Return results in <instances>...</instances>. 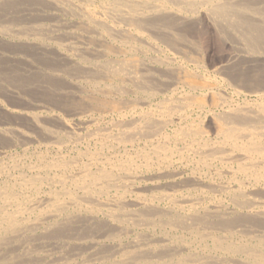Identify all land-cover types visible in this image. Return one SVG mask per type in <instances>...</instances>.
<instances>
[{"label": "bare ground", "instance_id": "6f19581e", "mask_svg": "<svg viewBox=\"0 0 264 264\" xmlns=\"http://www.w3.org/2000/svg\"><path fill=\"white\" fill-rule=\"evenodd\" d=\"M205 36L221 54L213 77L202 74ZM37 61L48 63L51 77L93 85L103 100L91 108L116 119L99 127L82 98L69 103L80 108L70 118L17 102L19 84L38 85ZM2 95L17 101L0 98V264H264V0H0ZM202 113L211 134L192 120ZM88 139L97 151L65 153ZM3 142L55 154L9 171L2 157L11 145ZM138 143L143 151L130 154ZM188 156L196 158L194 175L171 174ZM217 165L227 184H205L199 173ZM153 169L152 187L137 189L141 172ZM185 188L198 196L183 195ZM155 229L191 240L137 234L123 243L131 231ZM207 241L208 252L192 251Z\"/></svg>", "mask_w": 264, "mask_h": 264}, {"label": "rangeland", "instance_id": "374dc122", "mask_svg": "<svg viewBox=\"0 0 264 264\" xmlns=\"http://www.w3.org/2000/svg\"><path fill=\"white\" fill-rule=\"evenodd\" d=\"M193 36H194V39H199V37L198 36H200V35H198V36H196V35H194L193 34ZM204 36V35H203ZM206 40L207 41H209L210 39H208V37H203L202 38V41H201V43L203 44V45H206L207 43H206ZM211 43V42H210ZM203 49H204V52H202V56L203 57H200V59L202 60V62L204 63H202L201 62V64L204 66V68H205V71H204V69H203V71H202V74L203 75H206V76H208V77H213V75H214V70H213V68H214V66H215V64H217V62L219 61V57H220V55L221 54H219V51L217 50V48L215 47V45H213V44H207L206 46H204L203 47ZM203 49H202V51H203ZM208 49V50H207ZM219 54V55H218ZM150 56H151V58H153L154 59V56L151 54V55H148V57H147V59H149L150 58ZM219 56V57H218ZM112 58L113 59H119V57H117V56H112ZM38 62V61H37ZM45 62H43L42 63V61H41V63H37V64H35L34 65V77L33 76H31V81L32 82H34L32 79L34 78V80L36 79V80H38L39 82H36L35 84H37L38 83V87L36 86V87H34V89H33V87H31V88H29V87H26L25 85L26 84H24L23 86L21 85V84H19L21 87H20V89H22L23 91H21L20 89H19V85H12V84H10V85H8L9 87H10V89H13V91L15 90L16 92H17V88L19 89L18 90V92L17 93H19V95H17L16 97V99L18 100H20V103H24V100H25V103L23 104V106H26V107H28L29 105H31V107H32V109L33 108H35V110H38L39 109V107H40V111H43V112H46V113H49V112H52V111H55L56 113H59L62 117H65L66 115H68L67 117H65V118H70V116H71V113L73 112V113H75V114H77L79 111H80V108H78V104H76L77 105V107L75 108V104H74V106H72L71 104H69V103H79L81 100V98L83 99V101L84 102H82V107L84 108V110L85 111H87V112H85V114L87 115V119L88 120H90V119H97L96 118V116L98 117V121H97V123H100V124H98V126L99 127H101V128H103V127H106L105 125L107 124H109V122L110 121H112V120H115L116 119V117H115V115L114 114H104V113H102V112H99L98 111V109H97V107L96 108H91L92 106H94V104L96 105L100 100H103V99H101L100 98V96H101V94L99 95V94H97V93H93L92 91H95V87L92 85H90L88 82H86V81H84V80H77L76 78H74V77H68L67 78V76H57V78L55 77H51V74H49L50 72H52L51 71V69L49 68V65H48V63H46V64H44ZM43 66H41V65ZM213 65V66H212ZM36 66V67H35ZM47 66V67H46ZM159 69H158V68ZM41 68V69H40ZM152 68H153V70L154 71H156V72H158V73H161L162 72V68L160 67V66H158V65H155V64H153L152 65ZM192 68V67H191ZM43 69H44V71H43ZM157 69H158V71H157ZM39 70V71H38ZM208 70V71H207ZM43 71V72H42ZM46 71V72H45ZM160 71V72H159ZM43 73V74H42ZM47 73V74H46ZM38 74V75H37ZM42 74V75H41ZM50 76H49V75ZM210 74V75H209ZM42 77H47V78H49L48 80H47V78H42ZM37 76V77H36ZM49 76V77H48ZM33 77V78H32ZM39 77V78H38ZM52 79H51V78ZM54 78V79H53ZM221 78V77H220ZM47 80V81H46ZM49 80H52V84H55V85H57V86H55V87H53L52 89H51V87L52 86H49V84L47 85L46 84V82H49L50 84H51V82L49 81ZM77 80V81H76ZM42 81V82H41ZM71 81L73 82L72 84H71ZM84 81V82H83ZM56 82V83H55ZM58 83V84H57ZM61 83H62V85L63 86H61ZM41 84V85H40ZM51 84V85H52ZM65 85H67V86H65ZM69 85V86H68ZM79 85H82V86H84V89H81L82 87H80ZM14 86V87H13ZM78 86H79V88H78ZM90 86H91V88H90ZM15 87H17L16 89H14ZM23 87V88H22ZM26 87V89L27 88H29V89H31L30 91H28V92H26L27 90L25 89V92H24V88ZM56 87H57V90H54V89H56ZM75 87H76V89H75ZM89 87V88H88ZM94 87V88H93ZM72 88V89H71ZM101 88V87H100ZM60 89V90H59ZM62 89V90H61ZM64 89V90H63ZM75 89V90H74ZM223 89L225 90L226 89V87L224 86L223 87ZM43 90H47L46 91V93L43 91ZM52 90V91H51ZM70 90V91H69ZM88 90V91H87ZM65 91V92H64ZM66 91H68V92H66ZM71 91H73V92H71ZM75 91V92H74ZM226 91H227V93H228V96L229 97H232L231 99H233L234 98V95H233V91H232V89H226ZM34 92V93H33ZM51 92H52V94H51ZM58 94H57V93ZM60 92V93H59ZM77 92V93H76ZM79 92V93H78ZM84 92V93H83ZM86 92H87V94H86ZM40 93H42V94H40ZM56 93V94H55ZM25 94V95H24ZM32 94H35V95H32ZM38 94V95H37ZM47 94V95H46ZM48 94H50L49 95V97H48ZM75 94V95H74ZM21 95V96H20ZM22 95H24V96H22ZM46 95V97H44V96ZM59 95V96H58ZM74 95V96H73ZM86 95L87 96H89V95H91V96H89V98L91 99V101L88 99V97L87 98H85L86 97ZM3 96V95H2ZM0 97L1 98V100L5 103V104H11V103H16V101L17 100H15V99H12V98H10V97H8V96H3V97ZM32 96V97H31ZM34 96H36V97H34ZM41 96H43V99H41ZM64 96V97H63ZM130 97V99L131 98H133L132 96H131V94H129V95H126V96H124V97H121V98H123V100L125 101H129L130 99H129V97ZM5 97H6V99L7 100H9V102H7V100H5ZM21 97V98H20ZM26 97H28V98H26ZM53 97V98H52ZM63 97V98H62ZM95 97V98H94ZM99 98V99H96V98ZM38 98V99H37ZM60 98V99H59ZM65 98V99H64ZM78 98H80V99H78ZM94 98V99H93ZM197 98L198 99H201V98H203L202 96H200V95H198L197 96ZM29 99H31V100H33V101H31V100H29ZM45 99V100H44ZM51 99V100H50ZM71 99V100H70ZM78 99V100H77ZM88 99V100H87ZM118 99V98H117ZM159 99L160 100H162L161 98H157V99H153V100H151V102H153V103H151V109L152 110H154V111H157V108H158V106H159V103H162V101H160L159 102ZM204 99V98H203ZM13 100H14V102H13ZM19 100L17 101V102H19ZM40 102H39V101ZM69 102H68V101ZM80 100V101H79ZM95 100V101H94ZM157 100V101H156ZM44 101V102H43ZM62 101H67V103L68 104H64L63 103V105H61L60 103H56V102H62ZM89 101V102H88ZM93 101V102H92ZM98 101V102H97ZM234 101H238V99H235L234 98ZM29 102V103H28ZM240 102V101H239ZM27 103V104H26ZM35 104V106H34V104ZM48 103V104H47ZM51 103V104H50ZM56 103V104H55ZM154 103H156V104H154ZM235 104H236V102H234ZM58 104V105H57ZM28 105V106H27ZM84 105V106H83ZM47 106V107H46ZM52 106L54 107L53 109H52ZM67 106H70V107H67ZM87 106V107H86ZM157 106V107H156ZM30 106L28 107V108H31ZM42 107V108H41ZM155 107V108H154ZM38 108V109H37ZM47 110H46V109ZM62 110H61V109ZM69 108L71 109V110H69ZM42 109V110H41ZM49 109V110H48ZM73 109V110H72ZM75 109V110H74ZM150 109V108H149ZM150 109V110H151ZM51 110V111H50ZM92 110V111H91ZM49 111V112H48ZM70 111V112H69ZM62 112V113H61ZM65 112V113H64ZM91 113V114H90ZM100 113H102V114H100ZM65 114V115H64ZM105 115V116H104ZM108 115V116H107ZM206 114L205 113H202V115H201V117L202 118H200V120H199V118L197 119V117H196V115L194 114L193 115V117L194 118H192V120H195V121H197V123H198V121H199V123H203L204 125H202L203 126V128L204 127H206V128H208V129H205V131L206 132H208V133H212V132H210L211 130H212V125H211V119L210 118H208L207 116H205ZM73 116V115H72ZM71 116V117H72ZM101 116V117H100ZM102 116H103V118H102ZM112 116V117H111ZM206 117V119L204 118V117ZM91 117H93V118H91ZM100 117V118H99ZM2 119V120H1ZM5 118H2L1 116H0V120L1 121H3ZM103 119V120H102ZM197 119V120H196ZM49 121V122H48ZM52 121V122H51ZM50 121V119H47V121H46V126H53V124L55 123L53 120H51ZM102 121V122H101ZM107 121V122H106ZM19 121H15V123H18ZM19 123H21V122H19ZM18 123V124H19ZM106 123V124H105ZM197 123L195 124V125H197ZM198 123V124H199ZM185 124H186V122H185ZM205 124H206V126H205ZM210 124V125H209ZM58 126L57 124H54V126ZM168 131L170 132V130L168 129ZM209 134V135H210ZM34 137L36 136H40V135H38V133H35L34 135H33ZM85 142V143H84ZM84 142H82V143H80V144H78L77 145V147H75L74 148V150H70V151H72V152H70L69 153V151H67V152H65L66 154H68L69 155V157H75V156H77V155H80L82 152L84 153H87V152H95V151H97L98 150V148H97V144H95L94 142H95V140H87V141H84ZM86 142H88V143H86ZM7 143H9V145H11V147H10V149H8V151H7V153H6V155H4L3 157H2V160H4L3 161V163L5 164V166L7 167V169L10 167V168H14L16 165L17 166H19L20 165V168H23V169H25V167H27L29 164H34L35 162L37 163L38 161H39V154H41L40 156H42V155H44L45 157H48L49 155V157H52V156H54V152H53V154L51 153V154H48L47 155V153H45V149H44V147L43 146H40V145H37V144H35V145H28V146H26V147H17V146H19V145H17L16 144V142H3V144H7ZM96 143H97V141H96ZM95 144V145H94ZM80 145H82V146H80ZM94 145V146H93ZM15 146V147H14ZM89 146V147H88ZM143 146H145L144 144H140V143H138L137 145H135V147L133 148V149H131V147H129V153L130 154H133V155H136L137 153H139L140 151H143ZM28 147V148H27ZM40 147V148H39ZM139 147V148H138ZM15 148V149H14ZM14 149V150H13ZM23 149V150H22ZM26 149V151L27 152H25L24 150ZM28 149V150H27ZM87 149V150H86ZM135 149V150H134ZM141 149V150H140ZM33 150V151H32ZM36 150V151H35ZM44 152H43V151ZM82 150V151H81ZM92 150V151H91ZM30 151H32V152H30ZM132 151V152H131ZM23 152H25V153H23ZM30 152V153H29ZM79 152V153H78ZM90 152H89V154H90ZM12 155H11V154ZM39 153V154H38ZM44 153V154H43ZM22 154V155H21ZM18 157H17V156ZM29 155V156H28ZM32 155V156H31ZM38 155V158H36V156ZM83 155V154H82ZM12 156V158H10ZM15 156V157H14ZM20 156H21V158L22 159H20ZM29 158H28V157ZM34 156V157H33ZM192 156H194V155H192ZM31 157V158H30ZM66 157H68V156H66ZM9 158V159H8ZM20 160H19V159ZM34 158V159H33ZM33 159V160H32ZM36 159L38 160V161H36ZM180 160V161H178V160ZM176 160L179 162H177V161H174L175 163L173 164V166H171V171H170V173L171 174H175L176 172L177 173H179V175L180 174H182V175H180V176H182V178H186L187 180H189L190 178H191V175H194V169H195V160H196V158H191V157H189L188 156V158H187V160L185 159H181V158H177ZM10 160H12V161H10ZM31 162H30V161ZM183 162H182V161ZM20 161V162H19ZM25 161H26V163H25ZM16 162V163H15ZM22 162H24V163H22ZM35 163V164H36ZM193 165H192V164ZM12 164V166H9V165H11ZM16 164V165H15ZM23 164V165H22ZM177 164V165H176ZM186 164V165H185ZM190 164V165H189ZM14 165V166H13ZM181 165V166H180ZM182 165L184 166L183 168H182ZM23 166V167H22ZM176 166V167H175ZM175 167V168H174ZM8 169L9 171L10 170H13V169ZM173 168V169H172ZM179 168V169H178ZM192 168V169H191ZM215 168H216V170H215ZM223 167H222V165H217V166H215V167H212V168H210V169H212V170H210L209 172H208V170L203 174V173H199L198 175L200 176V178L201 179H203V181L205 182V184H208V185H216V186H221V185H225V184H227L226 182H228L227 181V179L225 178V176H222V178L221 179H219V177H217L216 176V173L217 172H215V171H217L218 169H222ZM175 169V171H173ZM186 169V170H185ZM156 169H153L152 171H150V172H146V171H143V172H141V176L143 177V178H145L146 179V176L148 177V179L147 180H145V179H143L142 181H139V183H138V185H137V189H139V190H147V189H149L150 187H152L151 186V184L150 183H152L151 182V180H150V178L151 177H154V176H156V173H157V171H155ZM193 172L192 174L190 173L191 171ZM145 172V173H144ZM154 172V173H153ZM185 172V173H184ZM144 173V174H143ZM147 173V174H146ZM210 175H209V174ZM150 175H152V176H150ZM197 175V176H198ZM205 175H207V177L205 176ZM208 175H209V177H208ZM189 176V177H188ZM198 176V177H199ZM206 177V179H205V177ZM193 177V176H192ZM211 178V179H210ZM209 179V180H208ZM215 179H217L216 181H215ZM224 180V181H223ZM226 180V181H225ZM164 181V182H163ZM207 181H210L209 183L207 182ZM215 183H214V182ZM147 182H150V183H147ZM166 181L165 180H160V182L158 181L157 182V184L158 185H160V186H162L163 185V187H164V185H166V183H165ZM219 182H220V184H219ZM143 183V184H142ZM147 183V184H146ZM145 185H147V186H145ZM139 187H141V188H139ZM192 190H194V191H192ZM188 193H187V192ZM189 191H191V192H189ZM186 192V193H185ZM195 192V193H194ZM184 193V194H183ZM198 193H199V191H196L195 190V188L194 189H192V188H189V189H182V194L183 195H192L193 197L196 195V196H198ZM216 195V194H215ZM134 196H132L131 194L130 195H128V198H127V200L129 199V202H133V200L132 199H134L133 198ZM216 198H220V196L219 195H216L215 196ZM130 198H131V200H130ZM221 199H223V201H225L226 203H228V200H227V198L226 197H222ZM225 199V200H224ZM156 202H158V201H156ZM159 203V204H158ZM158 203H156V205H159L158 207L159 208H163V209H165V208H167L168 207V204H166V203H163V202H158ZM205 204H208V202L207 203H205ZM164 205V206H163ZM204 206V205H203ZM203 206H200V207H203ZM102 221V220H104L105 221V218H104V216H99V221ZM103 222V221H102ZM153 231V232H152ZM157 231V232H156ZM134 234H133V233ZM147 232H149V233H147ZM156 232V233H155ZM155 232H154V230H138V231H131V233H130V235H129V237L128 238H125L124 239V241H123V243L124 244H127V243H129L130 242V240L132 239V240H134L135 239V237L137 236V234H140V235H143V236H145L146 238H150V236L151 237H153V238H158V239H162V238H165V236H166V238L167 237H169V239L171 238V240L174 242V243H178V241L176 240V238L179 236V235H181V237H179V238H184L185 240H187V241H190L191 240V238H190V236L189 235H187V234H183V233H169V234H167V233H163L162 231H158V229H155ZM153 233V234H152ZM148 236H147V235ZM156 234H157V236H156ZM160 234V237L158 236ZM150 235V236H149ZM162 235V236H161ZM169 235V236H168ZM171 235V236H170ZM155 236V237H154ZM175 237V238H174ZM186 237L188 238V239H186ZM131 240V241H132ZM195 243V244H194ZM194 243H192V245H191V249H192V251H194V252H199V253H202V252H208V251H204L206 248H208V246L210 247L211 246V241H207V242H205V244L204 243H198V242H194ZM207 243V244H206ZM201 246H200V245ZM210 244V245H209ZM197 245H199V246H197ZM205 245V246H204ZM195 246V247H194ZM197 246V247H196ZM207 246V247H206ZM200 247H201V250H199L200 249ZM194 248H196L197 250H194ZM203 248H205V249H203Z\"/></svg>", "mask_w": 264, "mask_h": 264}]
</instances>
